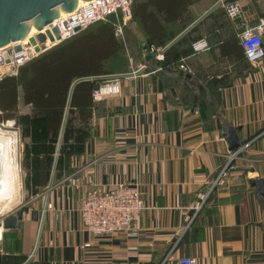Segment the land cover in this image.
<instances>
[{
  "label": "crops",
  "instance_id": "obj_1",
  "mask_svg": "<svg viewBox=\"0 0 264 264\" xmlns=\"http://www.w3.org/2000/svg\"><path fill=\"white\" fill-rule=\"evenodd\" d=\"M236 1L250 25L264 22V0ZM118 16L114 34L122 48L104 66L120 75V92L92 101L87 127L67 138L58 159L59 140L51 154H28L32 180L7 211L21 210L22 217L12 229L0 221V264H178L181 257L264 264V194L254 185L264 182V53L256 61L245 57L240 21L227 18L223 0H190L187 21L164 24L166 45L150 58L140 22ZM182 34L176 51L166 53ZM201 37L210 49L193 55L190 43ZM181 60L188 72L178 69ZM17 106L18 117L30 113L20 90ZM228 127L237 138L233 150ZM40 158L48 159L43 184ZM222 171L223 184L213 186ZM118 185H136L145 204L134 234L85 231L82 195ZM209 189L195 210L198 194Z\"/></svg>",
  "mask_w": 264,
  "mask_h": 264
},
{
  "label": "trees",
  "instance_id": "obj_2",
  "mask_svg": "<svg viewBox=\"0 0 264 264\" xmlns=\"http://www.w3.org/2000/svg\"><path fill=\"white\" fill-rule=\"evenodd\" d=\"M230 1L233 0L223 3ZM189 4L190 0H132L129 20H138L149 35L151 43L146 47L147 52L166 45L163 25L185 23ZM115 24L113 15L96 22L21 65L16 74L0 79V123L15 117L19 90L23 104L30 106V113L22 116L28 127H32L28 153L51 154L50 146L61 135L58 159L65 152L67 138L84 132L91 114V92L105 81L97 77L111 75L105 70L104 62L122 48L115 38ZM182 26L184 29L185 25ZM184 40L182 34L165 52L173 53ZM37 173L43 184L47 179L48 159L40 158Z\"/></svg>",
  "mask_w": 264,
  "mask_h": 264
},
{
  "label": "built area",
  "instance_id": "obj_3",
  "mask_svg": "<svg viewBox=\"0 0 264 264\" xmlns=\"http://www.w3.org/2000/svg\"><path fill=\"white\" fill-rule=\"evenodd\" d=\"M131 2L132 0H89L81 2L75 10L69 13H61L57 19L41 31L34 29L35 33L29 35L25 41L10 43L8 46L1 47L0 79L6 75L16 74L21 65L61 42L74 37L77 33L96 22L106 21L112 15H119L123 21L130 19ZM223 10L230 20L240 21L241 30L237 34L239 44L245 57L249 61H256L264 53V22L250 25L241 4L236 0L223 3ZM52 29H56L58 38L55 37ZM46 31H49L53 40L48 38ZM38 33L45 35V41L42 43L36 41L35 45L30 44L29 38L35 37ZM246 33L247 35H245ZM201 41L204 47L198 51L194 45ZM15 45L20 46L19 51H14ZM36 47L38 50H35ZM190 48L194 55L209 50L210 45L205 37H201L192 41ZM153 51L150 48L149 52ZM247 51H254L252 60L246 55ZM139 68L138 70H141L144 66ZM178 69L188 72L183 60L179 63ZM119 77L120 75L104 76L105 81L91 92L92 101L98 102L107 96L118 94L120 92ZM113 88H118L119 91L113 92L111 90ZM224 175V171H222L213 182V186L222 185ZM70 184L78 188L77 179H71ZM209 193L210 189L207 193L198 194L195 210H199L204 205ZM144 208V201L136 185H118L106 191L94 189L84 193L80 199L78 213L82 228L93 235L108 236L119 233L133 235L132 225ZM169 259H172L170 254L167 255L165 260ZM178 264H197V261L191 257H181L178 259Z\"/></svg>",
  "mask_w": 264,
  "mask_h": 264
},
{
  "label": "water",
  "instance_id": "obj_4",
  "mask_svg": "<svg viewBox=\"0 0 264 264\" xmlns=\"http://www.w3.org/2000/svg\"><path fill=\"white\" fill-rule=\"evenodd\" d=\"M89 0H0V48L8 46L10 43L24 40L31 29L41 31L57 19L61 13H69L75 10L79 2ZM56 38L58 34L56 29H52ZM46 35L53 40L49 31ZM45 41V35L38 33L35 37H30L29 42L35 45V42ZM20 46L15 45L14 51H19ZM35 50H38L37 47ZM156 52L147 55V58L155 56ZM63 128L61 129L62 133ZM227 145L232 150L236 148L237 138L233 128L228 127L224 131ZM61 135L59 137V144ZM27 150V145H25ZM258 191L257 194H264V182L255 180ZM22 217V211L16 210L13 214H6L1 218V226L4 229L15 228L16 223Z\"/></svg>",
  "mask_w": 264,
  "mask_h": 264
},
{
  "label": "rangeland",
  "instance_id": "obj_5",
  "mask_svg": "<svg viewBox=\"0 0 264 264\" xmlns=\"http://www.w3.org/2000/svg\"><path fill=\"white\" fill-rule=\"evenodd\" d=\"M121 19V18H120ZM121 22H125L123 21V19L120 20ZM129 19L126 20V23H128ZM19 115V111L15 112V117L12 119H9L8 121H3L0 123V133H4V134H9L11 136H14L15 140H16V164L18 166V189H17V200L15 202H13L7 209H4L2 211H0V221L1 218L6 215L8 212V210H10L11 208L18 206L19 202H20V195H21V188H22V184L24 186H28L29 184L28 181L32 180V169L34 167V161L32 160V158H30V156L28 155V151H25V143H31V139L29 134H31L32 131V127L29 126L28 127V123L26 121V119L21 118L19 119L18 117ZM17 119V120H16ZM13 121V122H12ZM31 144L27 145L30 147ZM54 146V143H52V147ZM51 151V148L50 150ZM3 204L0 203V208ZM11 214V213H8Z\"/></svg>",
  "mask_w": 264,
  "mask_h": 264
},
{
  "label": "bare ground",
  "instance_id": "obj_6",
  "mask_svg": "<svg viewBox=\"0 0 264 264\" xmlns=\"http://www.w3.org/2000/svg\"><path fill=\"white\" fill-rule=\"evenodd\" d=\"M81 4V2H79ZM35 33L31 29L24 38ZM16 140L14 136L0 133V203L3 204L0 211L8 208L15 200L18 185V167L15 164Z\"/></svg>",
  "mask_w": 264,
  "mask_h": 264
},
{
  "label": "clouds",
  "instance_id": "obj_7",
  "mask_svg": "<svg viewBox=\"0 0 264 264\" xmlns=\"http://www.w3.org/2000/svg\"><path fill=\"white\" fill-rule=\"evenodd\" d=\"M245 35H247V33H246ZM194 47L199 51V50H201V49L204 47V44H203V42L201 41V42H198L196 45H194ZM253 53H254V51H247V52H246V55L248 56V58H249L250 60H252ZM111 90H112L113 92L119 91L118 88H113V89H111Z\"/></svg>",
  "mask_w": 264,
  "mask_h": 264
}]
</instances>
